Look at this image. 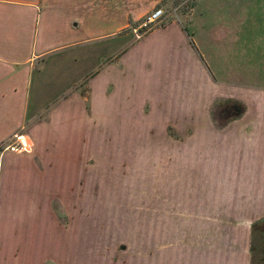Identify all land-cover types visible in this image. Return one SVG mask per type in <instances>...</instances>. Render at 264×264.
<instances>
[{
	"label": "crops",
	"instance_id": "0c3cea01",
	"mask_svg": "<svg viewBox=\"0 0 264 264\" xmlns=\"http://www.w3.org/2000/svg\"><path fill=\"white\" fill-rule=\"evenodd\" d=\"M164 1L0 0V190L5 181L11 193L8 182L34 178L46 157L53 164L54 150L69 149L65 146L74 140L67 142V129L88 119V102L93 112L94 98H102L100 81L124 71L128 47L109 57L115 63L105 70L96 68L100 35L136 36L134 24ZM137 37L131 44L158 37L154 50L188 52L193 63L187 76L207 81L205 119H218V100L239 108L222 114L226 121H217L210 137L199 132L198 143L176 140L166 146L167 160L159 169L161 221L168 230L162 249L184 252L192 246V264H252L254 224L264 222V0H195L186 24L175 19ZM110 88L106 83L101 92L110 95ZM241 124L245 129L237 128ZM181 125L176 123L177 133L194 134L193 124ZM244 131L255 136V144L247 138L250 144L240 145ZM19 139L28 147L13 148ZM81 140L95 142L94 129ZM254 145L261 156L255 178L247 170L250 164L238 159L240 150ZM254 181L255 195L235 190ZM14 196L2 197L14 214L8 223L0 211V264L9 261L11 238L23 227L24 197Z\"/></svg>",
	"mask_w": 264,
	"mask_h": 264
},
{
	"label": "rangeland",
	"instance_id": "374dc122",
	"mask_svg": "<svg viewBox=\"0 0 264 264\" xmlns=\"http://www.w3.org/2000/svg\"><path fill=\"white\" fill-rule=\"evenodd\" d=\"M194 1L165 0L157 4L154 9L161 7L166 13L159 25L175 19L186 24ZM148 14L134 24L136 36L100 35L97 69L105 70L115 63H110L109 57H116L121 49L128 47L130 51L122 61L124 71L120 69L100 81L102 98H94L93 112L88 102V119L73 121L68 127L67 142L72 138L74 143L65 147L70 148L54 150L53 164L46 157L42 172L34 178L8 182L11 193L5 189L4 181L0 211L8 223L14 210L10 202L6 206L2 200L14 193L16 199L24 197V202L19 203L23 227L16 238L9 236L14 242L9 244V261L1 264L193 263L196 252L192 246L184 252L181 247L162 249L168 230L161 221L159 169L167 160L164 156L168 143H198L197 133L210 137L217 123L226 121L222 114L226 116L239 108L232 101L218 100L214 105L218 119L208 121L209 100L203 97L208 92L207 81L202 75L198 81L197 77L187 76L186 70L192 69L193 63L188 52L181 48L154 50L158 37L131 44L133 37L147 30L141 22ZM106 83L111 87L110 95L101 92ZM176 123H182L184 128L193 124L194 134L183 137L177 133ZM89 127L94 129L95 142L86 144L81 139L85 132H93L88 131ZM237 128L245 129V125ZM244 133L240 145L250 144L247 138L255 144V136ZM252 148L240 150L238 159L250 164L247 170L255 178L256 161L261 156L255 145ZM241 169L244 176L245 166L241 165ZM239 187L235 190L254 195L258 189L255 181L240 183ZM243 199L246 201V197ZM256 224L252 264H264V222Z\"/></svg>",
	"mask_w": 264,
	"mask_h": 264
},
{
	"label": "built area",
	"instance_id": "2783aa9c",
	"mask_svg": "<svg viewBox=\"0 0 264 264\" xmlns=\"http://www.w3.org/2000/svg\"><path fill=\"white\" fill-rule=\"evenodd\" d=\"M166 18V13L164 11L163 8H156L154 9L150 14H148L144 20L142 21L141 27H146L147 30L158 26L159 24H161ZM146 30V31H147ZM137 31V30H136ZM141 35V34H139ZM28 143L22 139H19V141L15 144L12 145L13 148H27L28 147Z\"/></svg>",
	"mask_w": 264,
	"mask_h": 264
}]
</instances>
